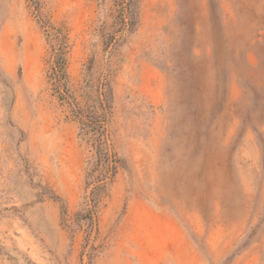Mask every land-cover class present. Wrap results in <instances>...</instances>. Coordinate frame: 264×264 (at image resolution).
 <instances>
[{
	"label": "rangeland",
	"instance_id": "rangeland-1",
	"mask_svg": "<svg viewBox=\"0 0 264 264\" xmlns=\"http://www.w3.org/2000/svg\"><path fill=\"white\" fill-rule=\"evenodd\" d=\"M120 2L41 0L70 88L109 105L88 236L92 153L29 1L0 0V264H264V0H134L130 30Z\"/></svg>",
	"mask_w": 264,
	"mask_h": 264
},
{
	"label": "trees",
	"instance_id": "trees-1",
	"mask_svg": "<svg viewBox=\"0 0 264 264\" xmlns=\"http://www.w3.org/2000/svg\"><path fill=\"white\" fill-rule=\"evenodd\" d=\"M34 11L37 24L43 30L50 45L49 58V80L56 98L64 105L70 118L77 125V137L84 143L92 153V164L86 171V189L91 187L90 193L85 196L84 209L75 214V224L84 228L89 233L96 227L95 213L101 196L106 190L107 184L113 179L118 163L111 145V135L107 128L109 105L105 93L97 98V106L89 102L85 95H76V92L69 86L67 73V50L68 39L66 30L55 27L42 11L41 0H28ZM121 25L124 30H130L134 25V0H120ZM105 88V85H102ZM83 99V103L78 101ZM96 167L99 169L95 175ZM59 200L58 197L52 198ZM66 208L61 206L62 217L66 216ZM64 220V219H63ZM65 221V220H64ZM70 228V227H68Z\"/></svg>",
	"mask_w": 264,
	"mask_h": 264
}]
</instances>
